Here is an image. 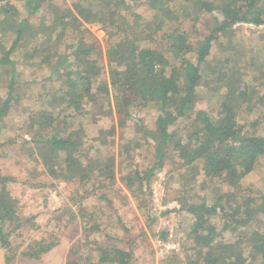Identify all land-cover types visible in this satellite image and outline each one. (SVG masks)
<instances>
[{"label": "trees", "instance_id": "16d2710c", "mask_svg": "<svg viewBox=\"0 0 264 264\" xmlns=\"http://www.w3.org/2000/svg\"><path fill=\"white\" fill-rule=\"evenodd\" d=\"M66 3L0 0V74L7 78L0 98V264L18 257L39 262L59 243L54 236L23 250L13 244L32 218L21 220L10 183L38 192L73 185L67 197L80 209L82 239L68 249L64 264H137L152 257L148 243L133 242L147 237L134 212L152 228L158 213L152 179L164 168L178 172L175 201L187 202L181 211L188 243L180 245L184 256L170 255L163 264H264V173L240 184L264 160V76L254 61L245 66L235 54L233 31L236 24L264 26V0H69L68 9ZM138 6L152 9L155 18L146 21ZM201 18L213 21L203 33ZM94 26L105 32L103 49L88 30ZM141 31H147L145 45ZM234 56L250 74L236 68ZM50 62L54 68L44 75L42 66ZM17 89L31 99L18 122L24 141L5 133L23 102ZM212 96L215 116L198 107ZM112 108L119 116L108 128L87 118ZM145 110L152 115L149 130L141 119ZM131 132L147 141L126 139ZM10 151L33 163L32 170L20 178L4 171ZM41 177L48 185L37 182ZM199 192L205 194L197 201ZM112 206L118 227L107 226L113 234H106L101 220ZM125 208L128 215L120 214ZM56 215L43 218L48 223ZM66 221L59 229L74 225ZM152 235L165 239L168 231Z\"/></svg>", "mask_w": 264, "mask_h": 264}, {"label": "rangeland", "instance_id": "374dc122", "mask_svg": "<svg viewBox=\"0 0 264 264\" xmlns=\"http://www.w3.org/2000/svg\"><path fill=\"white\" fill-rule=\"evenodd\" d=\"M57 4H62V0H54ZM67 9L70 8L69 0H66ZM19 6V5H18ZM178 6H181V3L178 4ZM192 7V5H191ZM137 14L143 16V18L146 21L151 20L152 18H155L154 12L152 9H148L144 6H138L135 10ZM207 22H213L212 18H201L199 24L202 25V29L207 24ZM2 28V25L0 24V29ZM164 27L162 28V30ZM201 29V30H202ZM89 32H91L96 39L98 40V43L104 48V42L106 40L105 32L101 31L97 26L94 27H88ZM161 30V31H162ZM205 30H202V33ZM233 31L237 33L235 42V54H240L244 59V65L247 66L249 61H254V67L261 70V74L263 73L264 76V26L255 27L250 24H236L233 26ZM130 33V31H129ZM141 40L140 44H147L149 41L147 31L145 32H139ZM67 44V43H66ZM22 45H25L22 43ZM214 55L215 54L214 52ZM232 62L236 63V68L239 69V71H244L247 74L251 73V68L244 69L241 68L240 65V58L239 57H232ZM219 60L217 58L211 57V63L212 64H218ZM243 63V62H242ZM44 75H49L51 68H54V63L50 62L48 65L44 64L43 66ZM26 70H24L25 73ZM6 72L4 74H0V98L5 97V92L7 89V78L5 76ZM261 74L256 77H253V83H259L261 79ZM229 78L231 79V76L229 75ZM249 78V77H248ZM17 93L19 94L21 100L23 102L20 103V107H18V113H13L14 121H11L9 124V127L7 130L6 135L14 137L17 141H24L27 140V135L24 133L23 129H21L18 122L21 120V115L26 109V104L29 103L31 100L30 98H27L28 96H24L20 89H17ZM215 95V94H214ZM60 100L55 101L54 105L55 107H58L60 105ZM34 104V103H33ZM33 107V105H32ZM199 108H207L209 114L211 116L216 115V110L218 107V103L214 96L209 97V99H201L198 102ZM33 108H37L36 105ZM119 114L117 113V110L115 108H112L111 111L109 110H98L93 111L90 115H88L87 118H89L92 122L100 124L102 128H108L114 124H116L117 118ZM156 116L155 114L153 115ZM152 118L151 114H147L146 110L141 112V119L144 120L145 127L149 130L151 128L147 127L150 119ZM131 119L127 121L129 126L132 124ZM116 135L119 132V129L116 128ZM129 132V131H127ZM96 134V133H95ZM94 134V135H95ZM126 134V133H125ZM125 138H130L133 141L138 142H146L147 139L143 137L142 133L137 132H131L126 134ZM114 147H117V137H114ZM10 157L4 159L3 162V169L4 171L15 174L18 176V178L23 177L22 171L24 169L32 170V167L34 166L33 163L25 162V158H22V156L15 155L14 151H10L9 153ZM169 169V168H168ZM167 168H164L162 170H159L155 176L154 179H152V190H153V204L155 205V208L157 209V218L155 221H152L151 227L147 225L148 218H146L142 213L140 212H134L135 216L137 217V221L139 224L143 227V229L147 233L146 240H143L141 237H136L133 242L135 244L140 243H148L151 247V250L153 252L152 257L149 258H142L137 261V264H155L156 260V241L155 239L158 237H154L152 235V231H156L159 228H162L164 230H167L168 232L172 231L176 234L179 238V242L181 247L183 249L187 247L188 240L185 238L186 234V222L184 220V212L181 211L182 206H185L187 202L179 203L175 201L176 196H180V187L179 183L177 182V179L174 177V174L178 173H167ZM181 172V171H179ZM264 173V160L260 159L258 162V166L253 169L251 173H249L247 176H245L240 184L245 185L248 183H254L256 182ZM117 175V173H116ZM118 177V175H117ZM41 181L43 184L48 185V180L45 179V177H41L37 180V182ZM9 190L13 189V193L11 192L12 197L17 200V209L18 214L21 216V220L24 218H32L30 223L34 224V228L28 229L30 227V223H26V226L24 230L16 232L17 237L13 236L12 242L13 244L19 245L21 249H25L30 245H35L36 243L45 242L46 239H49L50 241L55 240L54 236L56 238H59L58 246L53 249L47 256H45V259H41L39 262L30 261L26 258L18 257L12 264H64L67 256V251L69 248L74 247L75 242L78 240L80 241L82 239V229L81 226L79 227V221H80V209L78 210L77 205H74L71 201H68L67 194L69 190L73 189V185L71 184H58L56 188L50 189L48 186H44L42 190L39 192L35 189L33 191H29V189L24 188L23 186L18 184H12L9 185ZM117 187H119V184L117 183ZM122 187V186H121ZM256 190V189H255ZM259 190V187L257 188ZM29 191V192H28ZM42 193L45 195L43 197L39 194ZM249 195L252 194V192H247ZM246 193V194H247ZM205 192H199L196 195L195 200L200 201L202 197L204 196ZM247 194V195H248ZM188 196V195H187ZM42 202H46L47 205L44 207L42 205ZM85 205H88V202H84ZM98 209L99 203H91ZM131 205L133 206L134 210H136V203L131 202ZM115 206L120 208L121 205L115 203ZM41 207V208H40ZM53 212L54 210H56ZM70 209V210H67ZM63 211V212H62ZM70 212V213H69ZM113 212V206L107 207L104 210L105 215L108 217H104L105 221L101 220L103 223V226H106V229L103 231L106 234H113L111 231V228L114 224L116 227H118V223H116L117 218L112 214ZM159 212H163L164 214H161ZM57 214L55 218H53L48 223L45 222L44 218L46 215H54ZM120 214H127L126 208L124 210L119 209ZM152 214V213H151ZM66 215V219L64 217ZM128 215V214H127ZM75 216V219L73 218ZM151 216V215H150ZM153 216V215H152ZM44 217V218H43ZM129 217V216H128ZM67 218H71L74 220V225H72L69 229L62 230L59 228L64 227L67 224ZM131 219V217H129ZM129 219V220H130ZM113 223V224H112ZM126 223L127 227L130 226L129 222H123ZM109 228H108V227ZM148 226V227H147ZM29 230V232H28ZM53 232V233H52ZM29 233V234H28ZM52 233V234H51ZM129 244V241H128ZM77 245V243H76ZM75 245V246H76ZM75 248V247H74ZM76 249V248H75ZM18 253V250L16 251ZM182 256H184L186 253H181ZM181 257V256H180ZM181 259H183L181 257ZM177 261H181L177 258Z\"/></svg>", "mask_w": 264, "mask_h": 264}, {"label": "built area", "instance_id": "2783aa9c", "mask_svg": "<svg viewBox=\"0 0 264 264\" xmlns=\"http://www.w3.org/2000/svg\"><path fill=\"white\" fill-rule=\"evenodd\" d=\"M156 260L155 264H163L170 255L180 253V242L178 236L172 231L168 232L165 239L156 238Z\"/></svg>", "mask_w": 264, "mask_h": 264}]
</instances>
